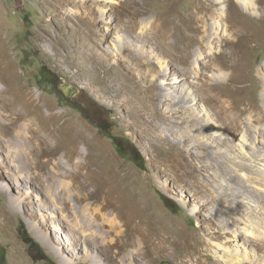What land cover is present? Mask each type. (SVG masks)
I'll list each match as a JSON object with an SVG mask.
<instances>
[{
	"label": "rangeland",
	"instance_id": "1",
	"mask_svg": "<svg viewBox=\"0 0 264 264\" xmlns=\"http://www.w3.org/2000/svg\"><path fill=\"white\" fill-rule=\"evenodd\" d=\"M207 3L0 0V110L21 114L11 127L0 121V264H143L134 255L142 233L156 235L142 249L153 264H178L157 250L158 236L177 240V249L209 243V263L237 264L222 213L263 255L245 264H264V235L254 237L228 210L229 198L264 188L246 187L222 167L240 177L234 165H208L212 155L191 139L193 112L161 96L164 86L180 89L177 79L195 81V107H207L238 149L264 147V6L251 15L236 0L229 4L240 28L232 55L230 46L219 50L224 30L211 38L212 50L200 40L191 13ZM25 117L49 137L56 163L71 155L80 165L32 164L15 136ZM115 139L138 147L147 168L124 158ZM22 173L32 183L19 180Z\"/></svg>",
	"mask_w": 264,
	"mask_h": 264
},
{
	"label": "bare ground",
	"instance_id": "2",
	"mask_svg": "<svg viewBox=\"0 0 264 264\" xmlns=\"http://www.w3.org/2000/svg\"><path fill=\"white\" fill-rule=\"evenodd\" d=\"M134 1L135 0H132V2ZM142 1L144 2V0ZM202 1H204L205 3H207V1H210V3H207V6L204 8H197L192 13L190 12L191 18L194 19V21H196L197 23H199V26L203 28L204 35L200 38V40L203 42L205 41V39H209L210 49L212 50L213 41H211V38H215L216 36L218 37L220 31L224 30V35L220 37V40L222 41L219 49L221 51L220 53H222V49L225 46H230L232 47L231 54L234 55V42L232 40H234V38H237L240 35V28H238L235 23L231 22V16H229L230 12L228 13L229 4L232 0ZM236 1L240 5V7L243 8V10L249 12L251 15H260V7L264 6V0ZM225 2L228 3V7L226 8L224 7ZM215 6H218L219 8L215 9ZM209 23L210 31L207 27ZM198 30L200 31V29ZM189 35L191 36V34ZM203 46L204 45L202 44L201 49L203 48ZM216 55L218 54L215 53L214 57H216ZM202 57L203 51L199 50L195 52L196 66ZM178 84H181L180 89L178 90H172L171 88L164 86L162 88L161 96L165 100H171L174 104L173 106H175L177 109L183 108L185 110L188 109L193 112L191 113L192 116L189 115L191 116L192 122L194 123L193 131L191 132V139H193L194 143L202 144V146H204L207 151L210 152V154L212 155V159L208 161L207 164L234 165L236 169L242 171L240 177L237 176V174L235 175V172L232 169L224 166L222 167L225 168V171L229 173L233 179L237 180L241 184H245L246 187L254 188V185H260L264 188V150H262L264 147L262 148V145L259 147L256 141V149L250 148L247 154L244 153L245 151L243 152V150L238 149L237 146L233 144L231 138L224 134V132L220 131L218 125L214 124L211 115L207 110V107L200 105L198 106V108L195 107V105H197L196 99L200 95L199 91L195 89V81H184V84H182V81H179L177 79L174 86ZM191 102L193 103L190 104ZM3 108H5L2 109L3 111L0 110V118L5 119L0 120L1 124L5 126V128L9 126L11 127L14 124V121L20 119L19 116L21 114L17 115L12 110L13 108L9 109L11 107L4 106ZM27 119L30 118L25 117L20 129L15 131V136L23 139L26 142V146L29 149V151H27V156L32 164L41 168H44L45 165L49 162H51L53 167L64 166L66 165V162L72 165H80L79 163L73 162L71 155H63V159L66 160V162L56 163V149L49 147V144L47 142L49 137L41 135L40 129H38L32 121ZM167 129H169V127ZM47 145L48 148L46 147ZM48 155L54 156V160H52V158H50V160H44V158L48 157ZM18 179L27 180L32 183V180L23 173L21 174V176L18 177ZM258 188L252 189L250 191L248 190V194H246V196L245 194L234 195V197L228 199L229 202H231V205L228 206V210L234 213L235 218L238 221L249 223L255 230L253 236L256 238L263 237L264 235V189ZM89 196L91 198H95L94 193L93 195ZM106 206H111V204L107 202ZM218 219L220 222L221 231L225 233H230L232 235H228L226 243L228 245H234V248L231 247L234 249V251H232L234 252L232 253V255H236L239 257V261L237 262V264H245L246 261L250 259L251 262L257 263L258 261L263 259L262 253H260L257 249H253L254 246L252 245L251 240H249L248 238V233L243 232L237 224L231 221V219L227 216V213H222ZM112 224L115 225L114 222ZM115 226H113V228ZM244 230L247 231L246 228ZM136 231L137 228L135 227L134 232L132 233L133 237H135L134 234L136 233ZM121 232L123 235L125 230ZM142 234V244L140 245L139 252L134 255L140 257V259H142L143 264H153L150 260H146L148 254L146 253L145 255L142 252V249L145 248V246L143 245L147 244L148 242H151L152 238L156 235H149L145 233ZM157 239L159 240V242L156 244L157 250L159 252H171L172 256L176 257V259L178 258V264H211L206 259L209 256V250L211 248V244L209 243L207 245L206 243L203 244V241L197 243L192 242L190 244L184 242V244L179 249H182L184 247L185 250H183L182 255H179L177 254L179 250L177 249V247L180 243L177 240H173L169 237L164 236H158ZM134 240H136V238H134ZM227 249L231 250L229 246H227ZM250 249L252 250L250 251ZM249 254L252 257L249 258ZM68 264L76 263H74L72 260H69Z\"/></svg>",
	"mask_w": 264,
	"mask_h": 264
},
{
	"label": "trees",
	"instance_id": "3",
	"mask_svg": "<svg viewBox=\"0 0 264 264\" xmlns=\"http://www.w3.org/2000/svg\"><path fill=\"white\" fill-rule=\"evenodd\" d=\"M115 145L117 146L120 154L124 158L129 159L131 162L135 163L137 166L141 168L142 167L147 168L145 157L138 147L134 145H130L129 147L126 144H122L118 139H115ZM170 202L175 204L173 201H170L168 198H166L167 207L172 209L173 207L169 204Z\"/></svg>",
	"mask_w": 264,
	"mask_h": 264
},
{
	"label": "water",
	"instance_id": "4",
	"mask_svg": "<svg viewBox=\"0 0 264 264\" xmlns=\"http://www.w3.org/2000/svg\"><path fill=\"white\" fill-rule=\"evenodd\" d=\"M62 91L66 96H71L73 95V88L69 85H63L62 86Z\"/></svg>",
	"mask_w": 264,
	"mask_h": 264
}]
</instances>
